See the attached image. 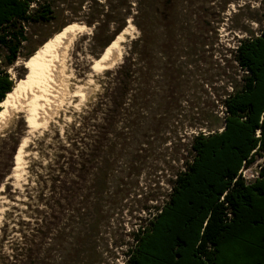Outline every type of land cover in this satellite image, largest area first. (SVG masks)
<instances>
[{
	"label": "rangeland",
	"instance_id": "rangeland-1",
	"mask_svg": "<svg viewBox=\"0 0 264 264\" xmlns=\"http://www.w3.org/2000/svg\"><path fill=\"white\" fill-rule=\"evenodd\" d=\"M70 2L61 6L53 22L28 28L29 41L23 44L17 62L6 70L14 85L21 79L26 81L28 60L43 45L66 26L86 27L75 38L65 60L60 75L63 85L56 87L61 90V100L57 110L46 115L47 124L44 121V125L31 129L17 116L12 127L1 132L0 264L24 262L14 257L18 253L12 246L22 242L31 228L25 226L23 230L18 225L32 221L35 208L51 215L50 237L54 238L47 240L35 233L37 243L44 246L35 251L39 258L35 264H126L131 234L166 201L171 183L191 157L193 138L199 133L221 131L225 116L221 101L242 76L233 61V50L240 40L259 34L264 27V0H113L106 8L105 0H100L109 19L102 17L97 29L85 24L94 3ZM121 25L125 26L122 32L128 30L120 43L121 60L107 71L93 72L94 62L122 33L116 36ZM141 47H145L142 62L135 54ZM28 54L32 56L25 60ZM135 62H141L145 74L141 76L143 85L134 84L138 97L130 103L131 114L121 111L123 118L117 119L113 133L103 135L100 127L109 124L112 117L106 113L112 107L110 103L105 106L106 96L121 67ZM75 92H85L86 98L73 97ZM90 136L112 151L110 159L104 153L106 147L95 152L104 156L103 195L93 199L85 188L80 191L83 200L77 198L82 208L76 214L69 211V198L62 211H51V191L39 183L50 186L59 176L69 185L72 178L67 167L63 168L65 174L58 175L61 163L56 162L64 148H71L72 140L82 154L90 149ZM24 140L26 146L16 170L15 157ZM2 141L9 145L3 147ZM15 142L18 146L10 159ZM262 162L258 158L243 168L240 176L254 181ZM82 179L89 183L91 178L84 175ZM97 210L100 215L95 217ZM75 243L81 253L72 250Z\"/></svg>",
	"mask_w": 264,
	"mask_h": 264
},
{
	"label": "trees",
	"instance_id": "trees-1",
	"mask_svg": "<svg viewBox=\"0 0 264 264\" xmlns=\"http://www.w3.org/2000/svg\"><path fill=\"white\" fill-rule=\"evenodd\" d=\"M70 1L0 0V103L14 86L6 70L17 62L23 44L29 41L28 28L53 22L58 18L61 6L68 2L71 4ZM89 1L94 6L85 24L97 29L103 22L102 17L109 19V12L103 14L104 6L100 0H85ZM112 1L105 0V8L111 6ZM124 27L118 26L116 36ZM238 43L233 50V61L242 76L240 83L232 87L221 101L225 114L221 131L199 133L193 138L191 157L171 183L166 201L155 208L152 218L145 220L131 234L132 243L125 252L126 264H264V27L259 34ZM144 48L135 51L141 62ZM30 56L26 55L25 60ZM141 62L128 65V68L122 66L118 72L120 75L105 99V106L109 103L112 106L106 109V113L112 117L108 120L109 124L100 127L103 135L113 133L117 119L123 118L121 111H127L130 116V103L138 97L134 84L143 85L141 76L145 74V69ZM137 65L139 68L135 67ZM88 138L90 149L82 154L76 141L72 140L71 148H64V154L56 162L61 163L58 175L65 174L63 168L67 167L66 172L72 178L69 185L59 180V176L54 177L50 186L46 182L39 183L51 191L53 204L50 209L53 212L62 211V205L69 198V211L76 214L82 208L80 191L85 188L93 199L103 195V184H106V173L102 171L104 156H96L95 152H103L106 147L104 153H108L106 158L110 159L112 151L104 143L93 140L91 136ZM104 139L108 141L107 137ZM2 144L3 147L9 145ZM14 144L10 146V159L18 142ZM258 158L263 159L258 177L247 182L240 172ZM80 175L89 176V183L81 180ZM33 212L32 221L18 225L23 230L25 226H31L24 234L23 241L12 244L14 252L18 253L14 257L18 256L24 261L20 262L22 264L39 261L35 251L44 246L37 243L35 233L46 236L47 240L54 239L50 237L51 215L36 208ZM96 212L95 217L100 215V211ZM55 215L61 217V214ZM55 232L58 233V230ZM76 243L72 250L81 253Z\"/></svg>",
	"mask_w": 264,
	"mask_h": 264
},
{
	"label": "bare ground",
	"instance_id": "bare-ground-1",
	"mask_svg": "<svg viewBox=\"0 0 264 264\" xmlns=\"http://www.w3.org/2000/svg\"><path fill=\"white\" fill-rule=\"evenodd\" d=\"M85 30L86 27H67L43 45L31 58L27 64L29 72L26 81L16 83L0 103V135L1 132L12 127V121L17 116L23 117L31 129L36 128L44 121L46 123V115L56 109L61 100L59 98V91L61 90L60 88L56 90V87L63 85V82L60 85V75L64 71L62 68L65 60L71 52L75 38ZM127 34L128 30L125 29L107 49L104 56L94 62L93 72L107 71L119 63L117 61L121 60L120 43L124 42V36ZM73 97H81V100H84L86 94L85 92H75ZM25 146L26 140L18 148L15 157L16 170L20 168Z\"/></svg>",
	"mask_w": 264,
	"mask_h": 264
},
{
	"label": "snow or ice",
	"instance_id": "snow-or-ice-1",
	"mask_svg": "<svg viewBox=\"0 0 264 264\" xmlns=\"http://www.w3.org/2000/svg\"><path fill=\"white\" fill-rule=\"evenodd\" d=\"M8 71L11 73V71H12V70H11V69H9Z\"/></svg>",
	"mask_w": 264,
	"mask_h": 264
},
{
	"label": "built area",
	"instance_id": "built-area-1",
	"mask_svg": "<svg viewBox=\"0 0 264 264\" xmlns=\"http://www.w3.org/2000/svg\"><path fill=\"white\" fill-rule=\"evenodd\" d=\"M257 177H258V174H257Z\"/></svg>",
	"mask_w": 264,
	"mask_h": 264
},
{
	"label": "flooded vegetation",
	"instance_id": "flooded-vegetation-1",
	"mask_svg": "<svg viewBox=\"0 0 264 264\" xmlns=\"http://www.w3.org/2000/svg\"><path fill=\"white\" fill-rule=\"evenodd\" d=\"M147 75V74H146Z\"/></svg>",
	"mask_w": 264,
	"mask_h": 264
}]
</instances>
